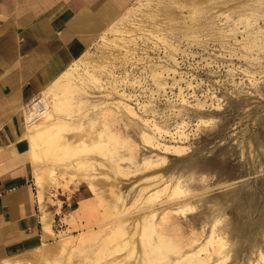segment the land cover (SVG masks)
Listing matches in <instances>:
<instances>
[{
    "label": "rangeland",
    "instance_id": "1",
    "mask_svg": "<svg viewBox=\"0 0 264 264\" xmlns=\"http://www.w3.org/2000/svg\"><path fill=\"white\" fill-rule=\"evenodd\" d=\"M101 37L82 54L97 82L80 71L25 125L37 192L42 177L49 204L88 200L50 245L1 264H264V0H135ZM43 128L37 147L56 137L66 156L33 152ZM210 234L221 252L199 251Z\"/></svg>",
    "mask_w": 264,
    "mask_h": 264
},
{
    "label": "crops",
    "instance_id": "2",
    "mask_svg": "<svg viewBox=\"0 0 264 264\" xmlns=\"http://www.w3.org/2000/svg\"><path fill=\"white\" fill-rule=\"evenodd\" d=\"M134 1L0 0V264L50 245L65 213L88 200L80 188L57 191L59 205L37 192L25 106Z\"/></svg>",
    "mask_w": 264,
    "mask_h": 264
},
{
    "label": "bare ground",
    "instance_id": "3",
    "mask_svg": "<svg viewBox=\"0 0 264 264\" xmlns=\"http://www.w3.org/2000/svg\"><path fill=\"white\" fill-rule=\"evenodd\" d=\"M84 57L85 56L81 55L79 58H77L76 60L71 62L65 68V70L61 74H59V76H57L55 79H53L47 85L46 89H44L42 92H40L35 97V99H38L40 101V103L43 105L44 109H46L47 106L49 107L50 105L53 104V107L56 110H59L57 103H60L63 100H65V101L68 100L67 95H70L72 92V89L75 88L74 87L75 80H76L75 74L77 76L78 75L80 76V73H79L80 71L83 72L82 75L86 76L85 78L87 80H89V81L92 80V82H94V83L97 82V79L95 78L94 74L91 73L93 71H89L87 65L84 64V62H83ZM83 65L86 66V67H83L84 69L82 68ZM95 68H97L95 65H91L92 70H94ZM34 102H35V100L33 99L29 104H27V106H25V118H26L27 126L29 128H32L34 126V124L37 122V119L33 120L32 122H28L29 116H30V114H32L33 109H34V106H33ZM43 116L47 117L48 114L45 113ZM62 125H63V123L56 122L51 127L59 128ZM153 130L156 131L157 128L155 126H153ZM49 131H50V128H47V130H46V128H43V129H36V130L32 131V135L30 137V144L33 148V152L40 154V155H43L45 158H50V159H58V158H61L62 156H66V154H67L66 151H67L68 147L66 145H59L56 137L51 138L50 141H47L46 143H44L43 148L37 147L38 142H40V141L42 142L45 139L49 138ZM50 137H51V135H50ZM165 150L167 151V150H169V148H165ZM174 152L178 153V150L174 149ZM44 171L51 172L49 168L44 169ZM37 182H38L37 183L38 186L42 185V177H37ZM161 189H163L165 191L167 189V185ZM171 192H172V194L178 195L182 191L180 190L178 185H176L172 189ZM172 194H170V195H172ZM154 233H156V235H157V232L155 231V227L153 224H151V223L147 224L146 223L145 225H143L142 237H144L146 239V238H149L148 236H150ZM156 238H157L156 253L162 252L163 249L166 250L165 249L166 246H164L165 241H163L164 239L161 238V235H157ZM202 245L203 246L200 247V250L198 249L199 251H201V248H203L202 250L204 251L207 246H210L212 248V251L215 252L214 254H216V253L221 252V250H223L225 248L226 243L224 242V240L222 238L214 237V236H212V234H210L209 237L207 238L205 244H202ZM168 250H169V248H168ZM212 253H210V254L212 255ZM258 255H259L260 259H264V252H259ZM205 263H206V261H205ZM206 264H211V263L207 262Z\"/></svg>",
    "mask_w": 264,
    "mask_h": 264
},
{
    "label": "built area",
    "instance_id": "4",
    "mask_svg": "<svg viewBox=\"0 0 264 264\" xmlns=\"http://www.w3.org/2000/svg\"><path fill=\"white\" fill-rule=\"evenodd\" d=\"M35 97L33 98L35 100V102L33 103L34 109H33L32 114H30V116H29L28 122H32L33 120L39 118V116H41L44 112L43 105L40 103V101L38 99H35Z\"/></svg>",
    "mask_w": 264,
    "mask_h": 264
}]
</instances>
